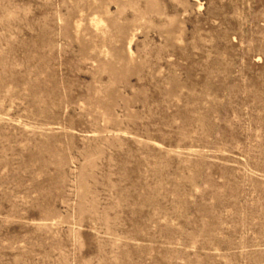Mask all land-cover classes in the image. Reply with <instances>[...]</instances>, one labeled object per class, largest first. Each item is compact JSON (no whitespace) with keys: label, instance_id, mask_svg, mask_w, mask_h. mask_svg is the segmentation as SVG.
Segmentation results:
<instances>
[{"label":"rangeland","instance_id":"obj_1","mask_svg":"<svg viewBox=\"0 0 264 264\" xmlns=\"http://www.w3.org/2000/svg\"><path fill=\"white\" fill-rule=\"evenodd\" d=\"M0 3V264H264V0Z\"/></svg>","mask_w":264,"mask_h":264},{"label":"bare ground","instance_id":"obj_2","mask_svg":"<svg viewBox=\"0 0 264 264\" xmlns=\"http://www.w3.org/2000/svg\"><path fill=\"white\" fill-rule=\"evenodd\" d=\"M1 1V0H0ZM1 4V3H0ZM3 6V5H2ZM14 19V17H12ZM114 20V19H113ZM1 21V20H0ZM119 23V22H118ZM101 26V25H100ZM106 31V30H105ZM108 33V32H107ZM106 34V33H105Z\"/></svg>","mask_w":264,"mask_h":264}]
</instances>
